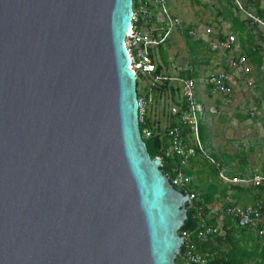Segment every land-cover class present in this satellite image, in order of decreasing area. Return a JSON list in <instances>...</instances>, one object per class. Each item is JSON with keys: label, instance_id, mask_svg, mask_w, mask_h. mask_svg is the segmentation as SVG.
<instances>
[{"label": "water", "instance_id": "obj_1", "mask_svg": "<svg viewBox=\"0 0 264 264\" xmlns=\"http://www.w3.org/2000/svg\"><path fill=\"white\" fill-rule=\"evenodd\" d=\"M133 0H0V264H175L187 196L151 158Z\"/></svg>", "mask_w": 264, "mask_h": 264}, {"label": "built area", "instance_id": "obj_2", "mask_svg": "<svg viewBox=\"0 0 264 264\" xmlns=\"http://www.w3.org/2000/svg\"><path fill=\"white\" fill-rule=\"evenodd\" d=\"M132 15L128 30L124 39V46L129 59V67L138 75H152L156 70L151 52L155 47L164 43L172 31L180 24V20L174 16L167 6V0H133ZM257 0H230L234 9L243 16L246 27L256 38L251 48H259L262 56V67L264 69V16L258 13L255 6ZM156 24V26H154ZM198 29L189 27V34L203 40L205 46L214 53H220L222 58L218 64L221 67L212 68L199 76L197 72L193 77H167L164 75L155 76L154 80H177L180 83L181 102L180 105H172L171 116L175 117L178 124L170 127L167 131L168 145L163 149V156L178 157L179 166L173 168L170 176V183L179 191L193 180L192 175L183 172L182 167L189 166L190 160L202 157L210 166L216 168L220 181L227 185H248L259 187L264 183V170L257 169L249 176H229L211 153L205 148L200 138L199 126L203 113V107L199 102L200 85L208 94H219L225 98L233 95L235 85L241 80L245 88L256 89V83L250 74L249 56L245 53L242 43L238 40L237 34L231 31L208 30L197 36ZM186 70V69H185ZM188 70H193L192 67ZM155 83L148 86V90ZM229 100V99H227ZM139 121L143 120L145 107L151 101V94L148 98L141 95L137 98ZM251 115H259L256 107L250 112ZM184 126L188 133H182ZM152 134L149 128L141 132L142 138L150 137ZM162 166V157L156 156ZM178 187V188H177ZM187 196L186 205L196 210L198 225L193 230H178L182 238L183 248L178 255L182 264H210L215 257L213 252L201 251L198 248L199 242L214 240L223 235L222 224H209L207 220L215 213L221 217L229 216L238 227H250L262 225L260 234L264 233V203L257 202L253 205L240 206L230 204L227 206H207V212L202 205L196 206L194 201L196 193L184 189ZM196 239V240H195Z\"/></svg>", "mask_w": 264, "mask_h": 264}, {"label": "rangeland", "instance_id": "obj_3", "mask_svg": "<svg viewBox=\"0 0 264 264\" xmlns=\"http://www.w3.org/2000/svg\"><path fill=\"white\" fill-rule=\"evenodd\" d=\"M262 4L264 5V0H262ZM167 6L181 24L172 31L167 43L162 45L166 53L167 64L162 65L158 48L153 49L154 58L156 64L162 65L165 75L177 77L180 71L194 67L191 64L193 58L189 55L183 36L185 26L197 28V36L204 34L208 27L212 31L218 30L219 25H222L220 29L224 31H231V29L229 24L220 22V16L216 15L218 5L215 0H200L199 4H193L190 0H167ZM193 39L198 38L193 37ZM221 58L220 53H214L205 48V52L201 53L199 61L193 69L197 70L199 76H203L206 71L221 67L222 65L218 64ZM254 63L249 59L251 67L249 75L258 84L253 91L239 84L235 87L230 98L219 94L206 97L202 95L205 89L200 85V97L203 99L201 102L203 113L200 121H202L207 136L205 148L217 155L237 156L233 161L235 164H238V157H244L247 160L246 164L252 165L251 168L254 166L253 162L264 155V121L262 120L264 114L262 112L259 117L250 114L254 107L259 110L263 106L261 102L257 103V101L264 99V81L258 78V67ZM152 82L159 86L162 80L155 81L150 75L143 76V79L140 80L139 91L142 97H145L143 96L145 93H149L148 86ZM169 82L175 89L177 88L174 100L171 99L169 92L160 96L152 92V100L148 101L145 107V113L148 114L152 129L158 128L160 135L168 131L170 108L175 103L174 101H180L181 98L180 83L177 80H169ZM201 158L198 156L189 163L194 171L192 181L195 183L213 180L210 173L212 167ZM215 182H218L217 179ZM253 228L256 235L262 239L259 241H263L264 234H260L259 231L261 227Z\"/></svg>", "mask_w": 264, "mask_h": 264}, {"label": "trees", "instance_id": "obj_4", "mask_svg": "<svg viewBox=\"0 0 264 264\" xmlns=\"http://www.w3.org/2000/svg\"><path fill=\"white\" fill-rule=\"evenodd\" d=\"M190 2L193 4H199L200 0H190ZM215 2L218 5L216 9V15L222 16L223 19L230 22V29L232 32L237 34L238 40L242 43L244 47L245 53L256 63L257 66H259L262 60V56L259 53V48H256L255 50L251 48L253 43L249 44V41H253V36L250 30L246 27L244 21L239 19V12L233 9L234 6L230 3L229 0H215ZM134 5H135V1L133 2V6ZM256 8L258 10V13L264 16V9L259 8L257 3H256ZM183 36L189 51V55L193 58L191 64L194 67L192 68H195L196 64L199 61V57L201 53L205 52V48L207 47L205 46L203 40L193 39V37L189 34V27L187 26L183 28ZM245 42L247 43L246 45ZM162 45L163 43L158 45L157 48L159 49L160 60L163 62L162 65H166L167 64L166 53L163 50ZM151 56L155 62L154 50L151 52ZM162 65L156 64V70L151 75L153 78L155 76L161 75ZM196 75L197 72L194 69L193 70L186 69L180 71L178 74L179 77H193ZM143 76H147V75L140 74L136 78L137 97L141 95L139 88H140V80L143 79ZM176 89L170 84L169 79H164L162 80V83L159 86H156V83L152 85L149 93H145L144 95L145 98L147 99L149 94H151L152 92L155 93V95L157 94L159 96L165 94L166 92H169L171 99L174 100V93L176 92ZM174 102L178 105L182 104L181 101L179 102L174 101ZM169 117H170L169 128L178 124L175 117L171 116V114L169 115ZM145 127L149 129L151 128L150 130L152 132L150 137L143 138L146 144L147 151L151 158H154L156 156L162 157V166H160V169L168 178H170V176L173 174V168L179 166L180 161L179 158L176 156L175 157L163 156V149L168 145L169 142L167 132H165V134L163 135H160L158 128L155 129L154 127V129H152L150 119L147 113H144L143 120L139 121V128L141 132ZM182 129H183L182 133L186 135L188 133L187 131L188 129H186L184 126H182ZM199 132H200L201 141L205 145L207 141V136L202 121H200ZM210 153L218 162H220L221 165L224 164V162L216 153L214 152H210ZM193 159L195 158H192L190 160V163L193 161ZM182 170L184 173L188 175L194 174V171L190 166H184L182 167ZM210 173L212 174L211 175L212 179L213 177H217L216 168L212 167ZM184 189L188 191H194L197 194L194 204L196 206L202 205L203 207H205L206 212H207V206L224 205L223 199L225 197L227 188L220 187V185L213 180L201 181L200 183H195L191 181L184 188L180 190L182 192H185ZM259 190L264 191V183L259 186ZM185 208H186V213L188 214L190 219V224L187 230H193L198 225L196 210L188 205H185ZM219 215L220 213L213 214L212 218L208 219L207 222L209 224H216L219 219ZM223 222H224L223 228L225 230L224 238L231 244V248L228 249V251H226L223 255H218L214 257L211 260L210 264H264V247L261 250V254L259 255L258 249L260 247V244L253 243L251 250L248 251L246 248L239 246L237 239L234 237L235 232L244 233L248 227L234 226L231 218L226 215L223 219ZM256 227L258 229L261 227L262 229V225L260 224L257 225ZM216 239L219 243L224 241L223 237L221 236L216 237ZM257 258L261 259L260 262H257L256 260ZM251 260H253L254 263H250ZM174 261L175 264H182L181 257L179 256H177Z\"/></svg>", "mask_w": 264, "mask_h": 264}, {"label": "crops", "instance_id": "obj_5", "mask_svg": "<svg viewBox=\"0 0 264 264\" xmlns=\"http://www.w3.org/2000/svg\"><path fill=\"white\" fill-rule=\"evenodd\" d=\"M256 3H257V5H258L259 8L264 9V5L262 4V0H257L255 2V6H256ZM220 18H221L220 22H222V23L224 22L226 24H229V26H230V22H228L227 20L223 19L222 16H220ZM242 18H243V16L241 14H239V19L242 20ZM220 26H222V25H219L218 26V30L224 31L223 29H220L221 28ZM252 36H253V41H249V44L254 43L255 40H256V38L254 37L253 34H252ZM247 43H248V41H247ZM247 43L245 42V45ZM155 48H157V47H155ZM249 59L251 61H253L250 57H249ZM254 64L256 65V63H254ZM256 67H258L257 68V76H258V78L261 81L262 80L264 81V69L261 68L262 67V60H261L260 65L259 66L256 65ZM161 75L170 77L168 75H165L163 69L161 70ZM239 84L244 85V83L241 80H238L237 81V84L235 85V87L238 86ZM257 85L258 84H256V87H257ZM244 87H245V85H244ZM202 95H204L206 97L213 96L211 94H208L207 91H204ZM143 96H145V95H143ZM258 98L261 99L260 97H258ZM151 100H152V98H151ZM180 101H181V98H180ZM202 101H203V99H202V97H200L199 102L201 103ZM260 102H261V104L263 106L258 110V112H259V115H257L258 117L260 115H262V112L264 114V99L262 98L261 101H257V103H260ZM174 104H176V103H174ZM176 105H178V104H176ZM262 120L264 121V117H262ZM218 156L224 162V164L222 165V167L225 169V172L229 176H234V177L235 176H242V177H244V176H249V175L254 174L257 169L264 170V155H262L255 162H253V165L254 166L252 168H251L252 165L250 166L249 164H246L247 163V160L244 157H238L237 158L238 159V162H237L238 164H235V163H233V161L237 157L235 155H228L227 154V155H222V156L221 155H218ZM231 162H232V164H231ZM215 179H217V181H218L217 183L220 184V187L227 188L226 193H225V197L223 199V201H224L223 202L224 203L223 206L224 207L227 206V205H230V204H238L240 206H247V205H253V204L257 203V202L264 203V191H260L259 190V187H251V186H248V185H231V186L228 187L227 185H224L220 181V179L218 178V176L217 177H213V181H215ZM211 218H212V216L209 219H211ZM223 219H224V217H221L219 215V219H218V221H217L216 224H218V225H221L222 224L223 235L221 237H223V240L224 241H222L221 243H219L217 241V239L215 238L214 240L205 241V242H199L198 243V248L201 251L213 252L214 253V256L216 257L218 255H223L226 251H228V249L231 248V244L227 240H225V238H224L225 237L224 236L225 230L223 228V223H224L223 222ZM233 225L236 226V227H238L236 225V223H234V221H233ZM253 227H256V226H250V227H248L247 230L244 233L235 232L234 233V237L237 239L239 246H241L243 248H246L248 251L251 250V247L253 246V243L260 244V247L258 249V252H259V255H260L261 254V250L264 247V240L263 241H259L260 237H258L259 235L258 236L256 235ZM260 240H262V239H260ZM260 258H261V256H260ZM260 258H257L256 259L257 262H260V260H261ZM250 263H254L253 260H251Z\"/></svg>", "mask_w": 264, "mask_h": 264}]
</instances>
